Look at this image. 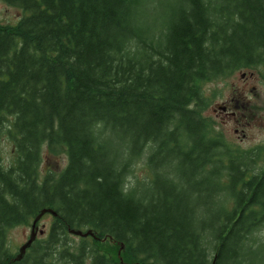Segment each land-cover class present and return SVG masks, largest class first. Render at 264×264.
<instances>
[{
    "label": "trees",
    "instance_id": "16d2710c",
    "mask_svg": "<svg viewBox=\"0 0 264 264\" xmlns=\"http://www.w3.org/2000/svg\"><path fill=\"white\" fill-rule=\"evenodd\" d=\"M0 1L24 12L0 24V264H264V148L203 116L205 84L264 80V0ZM144 155L151 179L128 188ZM46 209L16 261L10 231Z\"/></svg>",
    "mask_w": 264,
    "mask_h": 264
},
{
    "label": "rangeland",
    "instance_id": "374dc122",
    "mask_svg": "<svg viewBox=\"0 0 264 264\" xmlns=\"http://www.w3.org/2000/svg\"><path fill=\"white\" fill-rule=\"evenodd\" d=\"M24 12L0 1V24L15 25ZM242 74H245L242 76ZM242 76V77H241ZM208 107L203 116L208 119L214 132L222 133L226 142L242 150L264 148V80L257 71L247 69L204 85ZM230 108L227 113L237 112L235 116L222 113V107ZM60 150V149H58ZM41 172L60 173L67 166V156L63 151L49 154L44 150ZM0 157L4 164H10L15 157V147L11 139L4 135L0 138ZM151 179L147 166V156L138 160L128 177V188L137 183H146ZM51 215H45L38 223L36 240L45 237L51 224ZM31 226H18L12 229L8 237V246L12 253L18 254L19 248L28 241ZM40 231L43 233L41 234ZM264 239V233L261 234ZM74 240L79 237L73 235ZM264 242V240H262ZM123 248L118 252L121 263Z\"/></svg>",
    "mask_w": 264,
    "mask_h": 264
},
{
    "label": "water",
    "instance_id": "95a60500",
    "mask_svg": "<svg viewBox=\"0 0 264 264\" xmlns=\"http://www.w3.org/2000/svg\"><path fill=\"white\" fill-rule=\"evenodd\" d=\"M45 214H52L53 216H56V213L53 210H44L42 211L33 221V225H32V231H31V235L30 238L28 239V241L26 243H24L20 249H19V254L16 257V261H21L24 256L26 255V252L28 249L31 248V246L33 245V243L36 240L37 237V232H38V227L37 224L38 222L41 220V218L45 215ZM40 233L42 234L43 232L40 231ZM71 234L75 235V236H79V237H83L86 238L88 236L94 237V233L92 231H87V232H83L81 230H71L70 231ZM124 246H122L121 248H123ZM212 264H216L215 260Z\"/></svg>",
    "mask_w": 264,
    "mask_h": 264
},
{
    "label": "flooded vegetation",
    "instance_id": "af4514ba",
    "mask_svg": "<svg viewBox=\"0 0 264 264\" xmlns=\"http://www.w3.org/2000/svg\"><path fill=\"white\" fill-rule=\"evenodd\" d=\"M245 74H242V76H244ZM241 76V77H242ZM245 77V76H244ZM230 110V108L228 107V106H226V105H224L223 107H222V113H226V114H228L229 116H235L236 115V113L237 112H233V113H227L228 111Z\"/></svg>",
    "mask_w": 264,
    "mask_h": 264
}]
</instances>
